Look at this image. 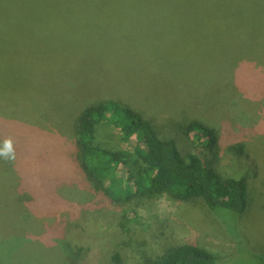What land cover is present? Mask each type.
Returning <instances> with one entry per match:
<instances>
[{
    "label": "rangeland",
    "instance_id": "1",
    "mask_svg": "<svg viewBox=\"0 0 264 264\" xmlns=\"http://www.w3.org/2000/svg\"><path fill=\"white\" fill-rule=\"evenodd\" d=\"M68 5L0 8V264H139L191 241L236 254L222 223L242 235L235 264H257L249 250L264 255V71L242 65L230 88L219 80L221 60L238 69L240 46L216 36L223 31L197 17L195 1L107 3L102 17ZM103 100L150 118L183 153L207 154L224 177L246 178L247 211L222 210L218 221L165 197L117 205L94 191L69 143L79 113ZM195 120L218 131L216 155L181 131ZM103 128L99 140L128 151Z\"/></svg>",
    "mask_w": 264,
    "mask_h": 264
},
{
    "label": "trees",
    "instance_id": "2",
    "mask_svg": "<svg viewBox=\"0 0 264 264\" xmlns=\"http://www.w3.org/2000/svg\"><path fill=\"white\" fill-rule=\"evenodd\" d=\"M129 1L153 0H0V8L29 2L35 7L41 6L44 11H49L48 8L51 11L52 4L63 8L78 2L84 7L81 10L85 15L102 17L105 14L103 5L127 4ZM192 1L197 4V17L212 18L215 30L223 31L216 36H226L230 38L231 46H240L238 69L235 63L225 60L216 66L220 81H226L230 88L242 65L255 64L253 67L264 71V0ZM1 10L0 16H3ZM52 16L66 17L63 12L52 13ZM260 100L262 103L264 97ZM104 125L128 143L127 152L99 140ZM75 129L69 144L77 172L94 191L101 192L113 204L165 197L175 203L191 204L202 212H211L218 221H222L219 216L222 210L235 217L243 215L249 208L246 178L224 177L207 154L201 157L196 153H183L175 139L161 136L150 118L142 117L119 101L103 100L85 108L75 119ZM181 131L186 136L192 134V144L212 155H216L221 147L218 131L199 120L183 124ZM242 148V145L232 146L236 152H242ZM1 152L8 154L3 148ZM222 225L233 243L240 245L236 254L221 256L191 241L169 246L161 255L147 257L139 264H235L237 257H245L242 235L237 230L229 233L228 225ZM249 254L254 256L257 264H263L264 255L250 250Z\"/></svg>",
    "mask_w": 264,
    "mask_h": 264
}]
</instances>
